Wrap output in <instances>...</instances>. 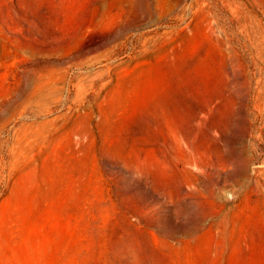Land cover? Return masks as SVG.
<instances>
[{"label": "rangeland", "instance_id": "1", "mask_svg": "<svg viewBox=\"0 0 264 264\" xmlns=\"http://www.w3.org/2000/svg\"><path fill=\"white\" fill-rule=\"evenodd\" d=\"M0 264H264V0H0Z\"/></svg>", "mask_w": 264, "mask_h": 264}]
</instances>
